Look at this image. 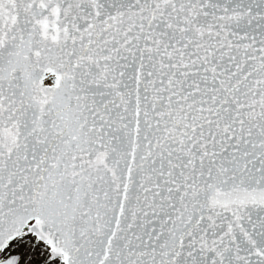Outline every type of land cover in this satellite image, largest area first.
<instances>
[{
    "label": "snow or ice",
    "instance_id": "obj_1",
    "mask_svg": "<svg viewBox=\"0 0 264 264\" xmlns=\"http://www.w3.org/2000/svg\"><path fill=\"white\" fill-rule=\"evenodd\" d=\"M0 264H264V0H0Z\"/></svg>",
    "mask_w": 264,
    "mask_h": 264
}]
</instances>
